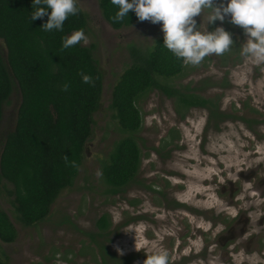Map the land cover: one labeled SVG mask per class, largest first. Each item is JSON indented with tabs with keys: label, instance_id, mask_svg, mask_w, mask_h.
<instances>
[{
	"label": "rangeland",
	"instance_id": "374dc122",
	"mask_svg": "<svg viewBox=\"0 0 264 264\" xmlns=\"http://www.w3.org/2000/svg\"><path fill=\"white\" fill-rule=\"evenodd\" d=\"M77 4L87 16V41L81 44L92 46L102 74V92L99 107L93 114L92 134L85 145L77 177L70 188L58 195L44 221L31 227L22 226L13 213L12 197L8 194L11 186L0 180V209L16 230L13 242L0 241V264H98V250L92 239L116 253L114 246H118L123 250L120 255L132 254L136 257L132 264H141L143 251L134 250L133 234L125 232L127 226L141 221L146 225L144 236L158 239L169 250V264L173 259L177 262L182 253L186 264H216L214 258L219 252L216 248H212L213 253L202 252L203 258L194 255L204 246V239L212 242L215 235L208 231L203 236L196 229L201 225V217L217 213L207 186L215 184L220 199L231 204L240 194L237 190L234 195L235 188L245 191L243 183L249 182L251 188L247 191L254 190L259 197L245 198L253 201L259 198L261 203L254 205L258 208L263 204L264 64H245L239 52L245 36L239 26L230 24L227 18L206 24L208 31L222 26L230 32L233 47L221 55L205 56L197 65L187 64L182 74L169 83L197 88L193 91L220 103L224 113L236 118L220 123L216 129L208 122L206 110L192 108L180 118L173 99L157 90L146 93L136 104L142 117L141 128L134 135L142 154L137 177L140 182L110 195L96 172L100 171L99 162L112 144L126 136L109 109L112 88L130 65L131 51L150 47L162 33L159 22L152 24L147 20L113 29L102 18L97 0H78ZM205 18L206 12L193 19L197 26L202 20L203 28ZM0 50L4 55L1 42ZM19 103L20 93L14 84L2 107L0 152L5 135L13 129ZM236 158H243L251 167L242 165L245 170L237 173L240 180L232 185H229L232 181L219 184L216 176L211 181L198 176V170L208 168L220 169V175H224L231 170L225 169V164ZM199 184L204 187L197 190ZM233 204L242 207L243 201ZM207 208L210 210L206 214L202 210ZM103 214L111 222L109 234L104 238L96 235L94 225ZM221 261L224 262L220 264H228L223 257L218 263Z\"/></svg>",
	"mask_w": 264,
	"mask_h": 264
},
{
	"label": "trees",
	"instance_id": "16d2710c",
	"mask_svg": "<svg viewBox=\"0 0 264 264\" xmlns=\"http://www.w3.org/2000/svg\"><path fill=\"white\" fill-rule=\"evenodd\" d=\"M102 18L113 29L127 28L139 22L129 10L127 17L113 22L116 6L110 0H97ZM79 12L64 21L62 29L44 31L47 15L28 20L31 0H0V122L3 104L14 84L20 93L13 129L3 140L0 152V180L11 186L8 194L16 220L24 227L44 221L58 195L72 186L84 159V150L92 134L93 114L102 92V74L92 54V46L81 42L62 48V37L75 29L87 28V16ZM162 45V36L145 49L131 51L130 65L118 76L111 92L109 109L126 136L115 141L99 162L101 182L106 192H124L137 180L142 154L135 140L142 125L138 100L157 90L174 100L180 118L192 108L207 111V120L218 127L236 118L220 112L216 101L202 97L188 86L175 87L169 81L182 74L185 66ZM81 73L92 83L81 81ZM68 82L62 91L60 85ZM194 90V91H193ZM63 156L76 161L66 165ZM96 235L109 234L107 214L95 221ZM16 230L8 215L0 209V241L11 243ZM95 243L98 264H124L102 242ZM120 261V262H119Z\"/></svg>",
	"mask_w": 264,
	"mask_h": 264
},
{
	"label": "clouds",
	"instance_id": "9594fccd",
	"mask_svg": "<svg viewBox=\"0 0 264 264\" xmlns=\"http://www.w3.org/2000/svg\"><path fill=\"white\" fill-rule=\"evenodd\" d=\"M78 0H31V11L28 13V20H35L47 15V20L40 26L44 31L53 29L60 31L64 21L70 15L79 12L77 7ZM110 3L116 6V11L111 17L113 22H119L131 10L138 21L147 20L152 24L159 22V28L162 33V45L169 50L171 54L179 58L183 63L190 65L199 64L205 56L210 54L221 55L233 47L231 33L222 26H216L213 30H206L205 25H210L213 21H227L239 26L244 41L239 45L240 55L245 64L260 65L264 64V0H110ZM206 12V18L201 28V23L193 19L195 16ZM86 42L87 36L83 29H75L70 34L62 37V48H69L78 42ZM81 81L91 84L92 77L81 73ZM239 75V74H238ZM62 91L69 88L68 82L60 85ZM264 158V157H261ZM66 165L77 167L76 161H70L67 156H63ZM250 164L243 158H236L225 164L226 171L220 175L222 170L208 168L207 170H198V176L201 180H212L217 177L219 184L225 181L240 180L237 173L245 170L242 165ZM97 176L102 173L97 170ZM204 187L199 184L197 190ZM209 195L212 202L217 206V212L224 211L235 218L240 212H244L251 220L254 227L251 232H259L264 228V223L257 225V220L264 216V210L258 207L249 210L251 205H259L261 200H248L246 196L259 197L254 190L248 192L251 188L249 182L243 183V188L239 199L243 201L242 207L228 204L217 195L216 185L209 184ZM205 230H210L216 236L225 231L223 223L213 225L211 221L201 218L199 221ZM146 225L144 222H137L134 225L127 226L125 232L133 234V248L136 251H143L144 259L141 264H169V250L163 247L158 239H149L144 236ZM118 254H123V250L114 246ZM240 264H264V256L255 251L245 252L240 250Z\"/></svg>",
	"mask_w": 264,
	"mask_h": 264
},
{
	"label": "flooded vegetation",
	"instance_id": "af4514ba",
	"mask_svg": "<svg viewBox=\"0 0 264 264\" xmlns=\"http://www.w3.org/2000/svg\"><path fill=\"white\" fill-rule=\"evenodd\" d=\"M217 105H218V110L220 112H223L224 110L221 108V104L218 103ZM237 118H238V116H237ZM227 120H229V119H227ZM263 177H264V174H263ZM232 184H233V182L229 183V185H232ZM222 188L223 187L221 186V189ZM237 190L240 191V194L243 191L241 189V187H236L234 195H236ZM158 193H159V191H158ZM240 194L238 193L237 198H234V201H233L234 203H238V201H241L239 199ZM261 195L263 198V200H262L263 204L259 207V209L264 210V194H261ZM233 202L231 203V205L235 206L233 204ZM256 207L257 206L251 205L249 210H251L252 208H256ZM207 210H210V209L207 208V209H204L202 211L207 214L208 213ZM215 214L210 215V216H206V217L203 216L201 218L203 220H206V221H211V223L213 225H215L216 223H223L225 225V228H226L225 231L223 233L218 234L217 236L214 235L212 237V240H213L212 242L207 241L208 238L204 239L205 240L204 246L202 247V249H199L198 252L194 253V255L198 254V255H200L199 258H203L204 256H203L202 252L209 254V253H213L215 250H218L219 252H218L217 257L219 259H217V257L214 258L216 264H220V263L224 262V261H221L218 263V261L221 260V257H223V259H226L228 264H240L239 253H240L241 249H244L245 252L255 251V252L260 253L262 256H264V228H262L259 232H251L250 230H251V228L254 227V223L251 220L248 222V217L245 215V213L243 211L240 212L237 215V217H235V218L231 217L230 215H228L224 211L217 212ZM141 215H143V214H141ZM141 215H138V217L141 218ZM262 223H264V216H261L257 220V225H260ZM196 229L197 230L199 229L203 236L205 234H207L208 231H209V233H211V235L213 234L210 230H205L201 225H198V227H196ZM167 236H175V235H167ZM212 248H216V249L212 250ZM108 251L113 253L114 255H116L118 258H120L119 259L120 261L121 260L123 261V259H128V262H126L124 264H132L136 260V257H133L132 254L131 255H120L114 251H111V250H108ZM182 254H184V253H182ZM181 255H180L177 262L179 264H186L185 258H183L184 255L183 256H181ZM143 256H144V254H143ZM171 261H172L171 264H177V262L174 259ZM208 264H210V263H208Z\"/></svg>",
	"mask_w": 264,
	"mask_h": 264
}]
</instances>
